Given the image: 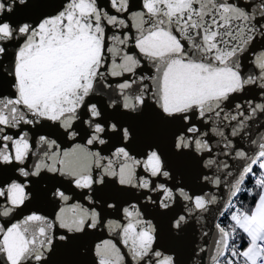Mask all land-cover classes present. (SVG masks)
<instances>
[{
    "label": "snow or ice",
    "instance_id": "obj_1",
    "mask_svg": "<svg viewBox=\"0 0 264 264\" xmlns=\"http://www.w3.org/2000/svg\"><path fill=\"white\" fill-rule=\"evenodd\" d=\"M0 220V264H264V0H0Z\"/></svg>",
    "mask_w": 264,
    "mask_h": 264
},
{
    "label": "water",
    "instance_id": "obj_2",
    "mask_svg": "<svg viewBox=\"0 0 264 264\" xmlns=\"http://www.w3.org/2000/svg\"><path fill=\"white\" fill-rule=\"evenodd\" d=\"M250 95V94H249ZM44 134V133H37ZM63 140L65 143L63 144L64 147H70V141H67V138L64 137ZM82 142V141H81ZM70 187V185H69ZM72 193H69L71 195ZM33 210L41 209L45 214L53 213V205H51L47 199L38 198L32 204ZM152 210L149 209V212ZM148 218H152L149 216ZM159 220L161 228L164 231L165 242H167V222L163 217H157ZM3 220H0V223H3ZM157 222L154 220V223ZM109 238L107 231L104 228H99L95 230L94 234L89 235L82 240L78 241L76 245L71 249H61L60 252L54 257L53 264H67V262L75 261L76 264H96V258L92 249L94 248L95 243L99 242L101 239ZM193 237L190 235L189 240ZM197 243H199V235L196 234L195 237ZM211 239V238H209ZM191 247H195V245H191ZM189 248L187 246L184 247V251L182 253V259L186 258L188 255ZM194 259H199V257H193ZM188 264H192V260H188Z\"/></svg>",
    "mask_w": 264,
    "mask_h": 264
},
{
    "label": "trees",
    "instance_id": "obj_3",
    "mask_svg": "<svg viewBox=\"0 0 264 264\" xmlns=\"http://www.w3.org/2000/svg\"><path fill=\"white\" fill-rule=\"evenodd\" d=\"M243 199H245V201L248 200V197L245 195L244 197H242Z\"/></svg>",
    "mask_w": 264,
    "mask_h": 264
}]
</instances>
